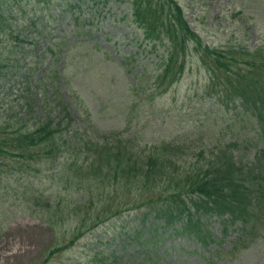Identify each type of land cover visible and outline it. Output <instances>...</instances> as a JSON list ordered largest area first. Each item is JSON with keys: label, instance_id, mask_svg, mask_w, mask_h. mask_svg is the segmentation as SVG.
<instances>
[{"label": "rangeland", "instance_id": "obj_1", "mask_svg": "<svg viewBox=\"0 0 264 264\" xmlns=\"http://www.w3.org/2000/svg\"><path fill=\"white\" fill-rule=\"evenodd\" d=\"M32 1L18 0L15 4L12 0H0V15L15 29L10 32L5 27L4 33H0L2 117L6 109L3 105L23 87V75H28L29 83L41 76H51L55 68V64L50 66L51 59L45 55L38 63L33 58L44 51L46 40L66 39L64 53L69 43L78 41H70L73 21L63 14L49 19L53 34L29 45L28 41L33 39L27 38L28 28L21 26L20 19L34 18L38 13L37 4ZM177 1L191 30L204 45L251 48L264 40V0ZM111 3L109 11L94 16V25L87 26L94 29L88 39L94 48L70 51V56L58 63V70L63 69L60 92L71 112L73 127L81 133L89 129L94 140H101L100 135L110 132L134 137L135 149L162 139H181L184 150L178 154L187 155L177 161V169L192 172L207 162L206 157L197 155L201 149L209 156L210 149L218 144L217 138L227 141L255 126L241 123L240 117L235 118L230 110L217 112L210 96L214 90L193 52L181 79L169 85L163 94L147 98L152 75L158 73L156 58L164 51H151L141 43L140 31L130 20V0ZM9 4L14 5L10 11ZM89 5L94 8L92 3ZM20 46L25 50L24 56L19 69L12 70ZM29 50L32 53L25 54ZM168 84L167 81L164 86ZM33 92L38 106L40 99L52 95L53 90H45L41 85L35 86ZM126 120H130L129 125ZM260 134L258 131L255 136ZM202 138L209 141L201 142ZM260 144L259 147L264 146ZM246 147L247 155H253L255 148L250 143ZM21 169L30 168L16 159L0 156V264H264V229L258 230L259 238L241 241L232 249L238 234L235 227L239 224L229 226L226 236L221 238V222L215 216L202 218L213 238L206 247L171 227H159L154 239L145 244L138 238L146 233L134 239L139 221L132 218L137 215L133 207L144 202V194L154 200L165 193L162 181L156 186H137L130 192L125 187L126 179H107L102 187L99 182L77 179L80 172L74 167L55 175L46 172V176L33 177V181H27ZM33 186L36 195L30 196L26 191ZM44 201H49V207L44 206Z\"/></svg>", "mask_w": 264, "mask_h": 264}, {"label": "trees", "instance_id": "obj_2", "mask_svg": "<svg viewBox=\"0 0 264 264\" xmlns=\"http://www.w3.org/2000/svg\"><path fill=\"white\" fill-rule=\"evenodd\" d=\"M12 1L18 3V0ZM111 1H32L37 4L38 13L34 18L20 19L21 26L28 28L27 38L33 39L28 41L29 45L53 34L49 19L56 16L58 19L63 14L73 21L70 41L76 38L78 41L69 43V49L64 53L66 39L46 40L44 51L33 57L41 63L46 55L52 61L50 66L55 64V68L51 70V76L38 77L33 83L28 82V75H23L26 79L20 85L23 87L16 94H11L3 105L6 109L3 117L0 115V156L28 164L30 169H21L27 181H33V177L40 178L46 172L55 175L67 167L80 172L77 179L99 182L102 187L104 180L126 179L125 187L130 192L137 186H156L162 181L165 193L154 200L144 194V202L133 207L137 215L132 218L139 221L133 238L146 233V236L138 238L141 244L152 241L159 227H171L206 247L213 238L202 218L209 216L220 219L221 238L226 236L229 226L239 224L235 225L238 234L232 249L241 241L259 238L258 230L264 229V146L259 147V143L264 144V40L251 48L244 45L210 47L202 44L199 35L191 30L177 0H130L131 20L141 33V43L151 51L159 48L164 51L156 58L158 73L152 75V88L147 98L163 94L169 85L180 80L193 52L199 62L198 67L206 73L208 84L214 90V93H208H211L217 112L230 110L235 118L240 117L241 123L255 124L244 135L235 134L227 141L224 137L222 140L217 138L218 144L212 147L215 149H210L209 156L203 149L197 154L206 157L207 162L192 172L180 171L177 161L187 155L178 154L184 150L181 139H162L158 143L146 144L143 149H135L132 144L134 137L110 132L100 135L101 140H94L89 129L85 128L81 133L73 127L71 112L60 92L63 69L58 70V63L61 58H68L70 51L94 48L88 41L94 29L87 26L94 25V16L111 9ZM13 6L9 4L7 9L10 11ZM5 27L10 32L15 31L0 15V33H4ZM31 28L33 30L29 32ZM23 50L20 46L15 52L18 56L11 64L12 70L19 69ZM28 53L32 50L25 52ZM73 59L72 56L71 64ZM33 69L37 71L36 66ZM167 81L169 84L164 86ZM41 85L53 93L41 98L36 106L33 89ZM132 110L136 111L134 107ZM126 123L129 125L130 120ZM228 126L229 123L225 129ZM258 131L262 134L255 136ZM204 141H209V138H202L201 142ZM247 143L255 148L251 156L247 155ZM34 190L33 186L26 192L35 196ZM44 206L49 207V201H44Z\"/></svg>", "mask_w": 264, "mask_h": 264}]
</instances>
